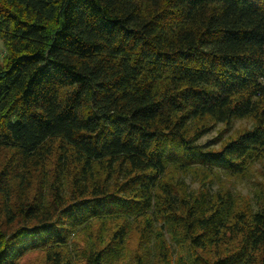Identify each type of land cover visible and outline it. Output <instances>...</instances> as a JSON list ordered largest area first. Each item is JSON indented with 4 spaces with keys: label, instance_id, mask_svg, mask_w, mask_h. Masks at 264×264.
Returning <instances> with one entry per match:
<instances>
[{
    "label": "trees",
    "instance_id": "obj_1",
    "mask_svg": "<svg viewBox=\"0 0 264 264\" xmlns=\"http://www.w3.org/2000/svg\"><path fill=\"white\" fill-rule=\"evenodd\" d=\"M0 41V264L34 249L70 264L74 229L129 208L123 193L151 206L169 162L237 173L264 151V0H0ZM247 116L254 125L217 149L187 133L194 119ZM105 163L125 170L121 187L94 182ZM226 209L187 206L185 238L216 264H264V202Z\"/></svg>",
    "mask_w": 264,
    "mask_h": 264
},
{
    "label": "rangeland",
    "instance_id": "obj_2",
    "mask_svg": "<svg viewBox=\"0 0 264 264\" xmlns=\"http://www.w3.org/2000/svg\"><path fill=\"white\" fill-rule=\"evenodd\" d=\"M4 48L0 41V59ZM252 116L235 118L230 122H217L212 118L194 119L188 127V135L199 137L194 143L214 149L229 139L235 138L254 125ZM206 149V148H205ZM2 157L0 155V163ZM241 172L233 173L223 167H214L197 162V159L171 161L166 173L159 179L151 206L139 208L131 202L135 194L123 193V202L129 208L118 207L112 214L91 218L74 229L68 241L62 245L65 260L70 264H88L92 250H106L104 264H216V250L211 246L199 248L185 238L182 219H186L187 206L197 207L199 203L215 207L227 206L229 216L251 215L264 202V151L252 158ZM118 166L96 164L93 180L107 183L114 188L121 187L125 170ZM67 199L77 198L72 184L64 186ZM122 194V193H120ZM172 194L179 199V210L165 206V197ZM181 206V207H180ZM183 208V209H182ZM123 225L127 234L124 243L114 253H107L115 245L112 237ZM224 254V253H223ZM17 264H46L45 252L34 249L27 252Z\"/></svg>",
    "mask_w": 264,
    "mask_h": 264
}]
</instances>
